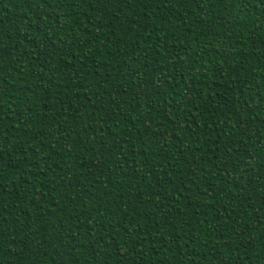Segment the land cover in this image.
<instances>
[{"label":"trees","instance_id":"1","mask_svg":"<svg viewBox=\"0 0 264 264\" xmlns=\"http://www.w3.org/2000/svg\"><path fill=\"white\" fill-rule=\"evenodd\" d=\"M0 49V264H264V0H0Z\"/></svg>","mask_w":264,"mask_h":264},{"label":"snow or ice","instance_id":"2","mask_svg":"<svg viewBox=\"0 0 264 264\" xmlns=\"http://www.w3.org/2000/svg\"><path fill=\"white\" fill-rule=\"evenodd\" d=\"M144 2H145V3H148V4L150 5L151 0H144ZM185 2H187V0H185ZM4 51H6V50H4V49H0V54H2ZM6 90H7V89H5V91H6ZM0 115H2V113H0ZM101 139H102V138H101ZM0 159H2V157H0ZM5 223H7V222L5 221ZM3 231H4V229L0 228V236L3 235ZM34 247H35V245H34Z\"/></svg>","mask_w":264,"mask_h":264}]
</instances>
